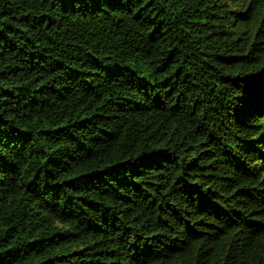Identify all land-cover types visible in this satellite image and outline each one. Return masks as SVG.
Returning a JSON list of instances; mask_svg holds the SVG:
<instances>
[{
    "label": "trees",
    "instance_id": "16d2710c",
    "mask_svg": "<svg viewBox=\"0 0 264 264\" xmlns=\"http://www.w3.org/2000/svg\"><path fill=\"white\" fill-rule=\"evenodd\" d=\"M0 264H264V0H0Z\"/></svg>",
    "mask_w": 264,
    "mask_h": 264
}]
</instances>
